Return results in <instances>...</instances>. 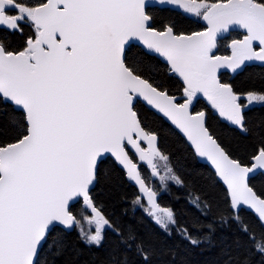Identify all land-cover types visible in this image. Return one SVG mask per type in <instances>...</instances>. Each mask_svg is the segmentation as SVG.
Masks as SVG:
<instances>
[{"label": "snow or ice", "instance_id": "snow-or-ice-1", "mask_svg": "<svg viewBox=\"0 0 264 264\" xmlns=\"http://www.w3.org/2000/svg\"><path fill=\"white\" fill-rule=\"evenodd\" d=\"M0 264H264V0H0Z\"/></svg>", "mask_w": 264, "mask_h": 264}, {"label": "trees", "instance_id": "trees-1", "mask_svg": "<svg viewBox=\"0 0 264 264\" xmlns=\"http://www.w3.org/2000/svg\"><path fill=\"white\" fill-rule=\"evenodd\" d=\"M249 74H251L253 79L257 83H259V74H260L259 69H249V72L245 73L242 79H246L249 76ZM142 117L144 118L146 124L149 127L158 128L162 124V121H158L154 118L152 112H143ZM225 135L226 136L228 135L226 131H225ZM162 145L165 147L166 150L171 151L177 156H179L181 160H185L188 168L199 169L200 171H203V169L200 168V165L195 160H192L191 157L188 156V153L179 146V142L174 137L172 136L164 137L162 139ZM169 199H171V196L164 194V200L167 201Z\"/></svg>", "mask_w": 264, "mask_h": 264}]
</instances>
